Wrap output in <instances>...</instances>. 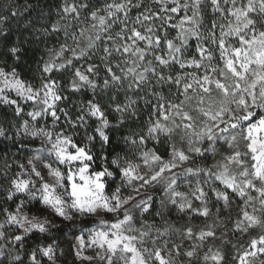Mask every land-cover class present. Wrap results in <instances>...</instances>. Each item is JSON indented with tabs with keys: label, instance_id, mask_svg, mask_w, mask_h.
<instances>
[{
	"label": "snow or ice",
	"instance_id": "obj_1",
	"mask_svg": "<svg viewBox=\"0 0 264 264\" xmlns=\"http://www.w3.org/2000/svg\"><path fill=\"white\" fill-rule=\"evenodd\" d=\"M54 11L38 76L0 66V264H264V0Z\"/></svg>",
	"mask_w": 264,
	"mask_h": 264
},
{
	"label": "trees",
	"instance_id": "obj_2",
	"mask_svg": "<svg viewBox=\"0 0 264 264\" xmlns=\"http://www.w3.org/2000/svg\"><path fill=\"white\" fill-rule=\"evenodd\" d=\"M12 3L14 5L23 4L24 0H0V15H7L4 11V8ZM28 2L33 3L34 5H39L35 8L34 11L30 13H25L23 17H13L6 21L3 27L9 31V36L7 40L0 38V66H5L6 68H11L15 66L17 71L21 74L22 77L32 80L34 77L38 76V62L40 56L44 54V45L35 40L33 33L26 29V25L31 21L32 24H35L36 27H40L46 23L47 18H41L40 13L50 12L51 18L55 19V7L58 3V0H28ZM54 42V41H53ZM19 44L24 50V54L19 62H15L10 56L6 54L7 48L12 45ZM194 45V41L192 42ZM66 83V81H65ZM79 94L73 96V99H77ZM107 100V97H104ZM8 119H11V112H8ZM109 119L114 120L115 114L109 112ZM0 123L7 125V121L4 118V110L0 107ZM124 131L121 129L113 133L114 143L118 142L120 132ZM7 150V152L12 155L15 154L18 158L23 159V155L27 154V150H22L19 148V144L13 145L11 142H2L0 141V150ZM63 232H68V228H64ZM71 236L65 237L59 232L53 233V236L48 239V242L51 243L56 241L59 243L61 248L68 250L69 244L71 242ZM68 259L71 260V256H68Z\"/></svg>",
	"mask_w": 264,
	"mask_h": 264
},
{
	"label": "rangeland",
	"instance_id": "obj_3",
	"mask_svg": "<svg viewBox=\"0 0 264 264\" xmlns=\"http://www.w3.org/2000/svg\"><path fill=\"white\" fill-rule=\"evenodd\" d=\"M61 247V246H60ZM69 260V259H68ZM70 261V260H69Z\"/></svg>",
	"mask_w": 264,
	"mask_h": 264
}]
</instances>
